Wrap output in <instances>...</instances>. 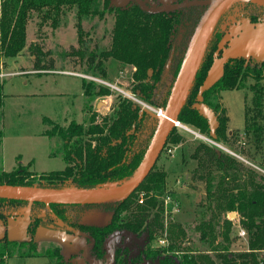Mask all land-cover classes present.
Instances as JSON below:
<instances>
[{"label": "rangeland", "instance_id": "1", "mask_svg": "<svg viewBox=\"0 0 264 264\" xmlns=\"http://www.w3.org/2000/svg\"><path fill=\"white\" fill-rule=\"evenodd\" d=\"M143 1L151 8L160 7L156 0ZM96 3L98 5L96 12H93L94 8H91V14L87 17L82 16L79 22L83 43L78 41L74 8L65 9L59 24L55 27L50 22L39 24V18L32 14L26 26L25 47L14 57H2L0 79L4 81L0 118L2 130L0 170L23 169L31 181V186L39 187L40 184L46 183L39 178L40 173L64 167L63 153L70 141L67 142L66 139L61 138L59 133L61 128L70 127L73 123L88 127L93 123L98 124L105 116L115 117L117 103L121 99L129 100L140 111H145L150 116L147 129L142 136L144 150L141 153L140 164L158 121L159 116L156 115V110L161 111L167 102L169 94L164 101L156 96L149 99L142 96L137 87V81L132 79L134 70L132 64L120 63L108 58L104 61L105 76H100L87 68L88 54L93 52L99 55L110 44V32L114 24L113 10L117 7H130L135 2L133 0H96ZM190 6H193L190 8V26L185 28L183 24L188 19L187 15L176 20L174 25L175 35L172 44L177 51L174 50L175 57L168 75V78L172 77L173 80L188 40L206 7L203 4ZM248 11L256 13L257 20L264 21V11L255 12L250 2L245 0L228 3L213 19L205 50L203 55L201 54L199 68L191 86L190 98L188 101L185 99L187 105L195 107L197 103L204 104L201 97V91L204 89L202 83L209 67L202 68V64L205 61L207 64L212 62L213 54L217 52V42L225 28L235 21L248 19L246 16ZM177 42H179L178 45ZM33 43H37L41 51L40 62L46 63L48 59H52L53 69L38 72L32 69L35 56L29 46ZM77 50L83 51V54L81 56L76 54ZM205 53L206 57H204ZM220 76L213 79L207 87ZM103 81L112 86L104 84ZM83 86L88 88V94L84 93ZM244 95L242 89L221 91V102L226 109L229 117L228 125L233 132L229 130L224 139L215 138V128L210 129L208 119L202 114L209 132H203L192 124L182 122L201 136L177 126L179 128L177 142L168 143L153 166L166 173L165 188L161 194H158V199H162L164 193L170 190V194L173 195V204L176 203L177 210L163 213L162 218L165 226L172 221L178 223L184 231V237L178 238L177 243L180 247L178 252L164 250V246L159 245L158 241L161 236L150 239V236H146L144 232L138 234L124 228L120 224V216L116 217L114 214V204L104 205L108 211H112V218L105 235L99 236L102 240L99 243L101 248H98L95 247L94 231L89 226L78 223L79 214L76 224L73 225L62 222L56 215L60 210L50 205L1 201L0 216L7 219V223L6 228L0 227V236L5 234L0 239V246L12 243V240L23 241L27 250L29 239L32 238L36 243L37 254L21 256L16 254L17 250H14L13 254L7 258L6 264H50L48 257L44 254L47 249L50 251L55 247L61 253L63 262L68 261L70 264H161V260L166 256L179 259L183 252H209L213 255L208 243L203 241L196 228L206 208L207 199L203 184L191 182L190 176L196 166V160L191 158V153L194 146L202 140L264 175V140L262 150L254 152L242 134ZM98 102L101 103L99 107H97ZM210 102L215 103L212 100ZM207 104H204L205 107L214 113L213 107ZM152 119L155 122H152ZM153 125L154 128H152ZM45 129H49L52 135L45 134ZM118 181L106 182L103 189L115 188L123 182ZM59 185L61 188L58 189L74 190L71 179ZM173 204L169 207H174ZM19 207L36 209L42 213V217L31 219L8 214L9 210ZM230 213L223 212L220 215L216 230H221L224 218L230 219L232 225L229 231V251H242L246 248L247 236L246 233L241 235L239 232L241 229L245 231V228L239 222L238 213L235 212L233 218H230ZM121 214L123 215L124 212ZM205 216L208 217L207 211ZM31 224H33L32 232ZM164 234L167 235L166 230L163 231L162 235ZM216 240L221 241V237H217ZM145 246L157 248V254L153 257H145L142 253ZM50 260L54 261V257Z\"/></svg>", "mask_w": 264, "mask_h": 264}, {"label": "trees", "instance_id": "2", "mask_svg": "<svg viewBox=\"0 0 264 264\" xmlns=\"http://www.w3.org/2000/svg\"><path fill=\"white\" fill-rule=\"evenodd\" d=\"M250 4L255 12L264 11V7L251 2ZM97 7L96 0H0V65L2 57H14L25 47L26 26L32 14L39 18V24L50 22L55 27L59 24L65 9L74 8L78 41L83 43L79 28L80 19L82 16H89L91 8L96 12ZM192 7L147 12L134 3L130 7L115 8L112 13L114 24L110 32V44L99 55L93 52L88 54L87 68L100 76H105L104 61L108 58L132 64L134 66L132 79L137 81L142 96L146 99L156 96L160 100H166L175 80L172 77L168 78L175 53L168 71L164 73L175 35L174 25L176 20L187 15L188 19L183 24L185 28L190 26L189 15ZM246 16L252 22L258 21L256 13L248 11ZM29 47L35 56L33 70L38 72L53 69L52 59H48L46 63L40 62L41 51L37 43ZM75 53L81 56L83 51L77 50ZM210 63L203 62L202 68H208ZM179 64L181 63H178V69ZM178 69L175 70L178 72ZM3 81L0 79V118ZM83 87L84 93L88 94V88ZM230 89L244 90L242 134L254 152H260L264 140V60L242 56L229 57L223 64L221 76L213 84L202 89L203 103H209L215 113L217 121L214 129L215 138L224 139L229 132V117L221 102V91ZM100 90L103 91L101 88ZM191 91L192 87L186 97L187 101ZM211 100L215 103H211ZM187 101L178 114V120L181 123L192 124L203 132H209L205 118L196 107L187 105ZM149 117V114L140 111L129 100L121 99L117 103L115 117L105 116L98 124L93 123L88 127L73 123L70 127L61 128L59 131L61 138L70 141L63 153L65 165L62 169L40 173L39 178L46 183L40 184L39 187L58 189L61 188L59 185L61 182L71 179L74 189L97 190L103 189L106 182L112 180L122 182L137 169L144 150L142 136L147 129ZM152 122H155L154 119ZM178 129L177 126H173L164 150L168 143L177 142ZM44 133L52 135L49 129H45ZM1 139L0 128V144ZM191 158L196 160V166L190 176L191 182L203 184L207 199L205 210L208 212L206 217L204 210L196 228L203 241L208 243L213 255L209 252H183L179 259L166 256L161 260V264H264V175L202 140L194 146ZM165 178L164 170L153 167L139 188L130 196L119 202L103 205L114 204L115 216H120V224L131 232L138 234L144 232L150 239H154L156 236H162L166 230L167 244L163 245L164 250L174 253L180 249L178 238L184 237L185 234L178 223L169 221L166 226L164 224L162 218L164 207L162 199H158V194L165 188ZM0 183L32 185L23 169L0 170ZM167 192L171 193L170 190ZM139 199L142 201L139 202ZM1 201L24 203L0 198ZM50 206L60 210L55 213L62 222L75 225L81 209L89 205L50 204ZM234 211L238 213L239 222L245 228L247 236L246 248L242 251H229V231L232 225L230 219L224 218L221 230H216L220 215L223 212ZM109 227L110 225L101 228L89 227L94 231L95 247L101 248L99 243L102 238L99 236H104ZM30 231H33V224ZM217 237H221V241L216 240ZM11 242L0 246V264H6L7 258L14 250L21 256L37 255L36 243L32 238L29 239L27 250L23 241ZM157 250L145 246L142 253L145 257H153ZM44 256L48 257L50 264H70L68 261L63 262L62 255L56 247L50 251L47 249ZM52 257L54 261L50 260Z\"/></svg>", "mask_w": 264, "mask_h": 264}, {"label": "water", "instance_id": "3", "mask_svg": "<svg viewBox=\"0 0 264 264\" xmlns=\"http://www.w3.org/2000/svg\"><path fill=\"white\" fill-rule=\"evenodd\" d=\"M163 5L157 8H151L145 4L143 0H134V2L147 12L167 11L180 7L203 4L205 10L199 17L193 32L188 40L180 67L171 87L165 107L161 109V115L155 125V129L150 138L148 146L144 152L142 160L137 169L123 182L112 189L97 190H79V189H52L38 186H26L16 184L0 183V198L7 200L24 201L28 203L64 204V205H89L92 206L85 211L79 218L78 223L90 227H105L112 218V211H104L100 205L108 203H116L126 199L135 192L149 172L152 170L157 158L165 146L167 137L178 121V114L185 102V99L192 86L201 61L200 44L206 45L207 38L201 41V34L205 26L212 25L215 16L224 6L233 1L242 0H190L184 2H176V0H161ZM264 7V0H245ZM179 42H177V45ZM175 45H171V49L164 66V73L169 69ZM97 103V107L100 106ZM200 113L209 121L210 129L213 130L216 125V117L214 113L207 109L204 104L197 103L195 106ZM13 216H23L29 218H40L42 213L31 209L30 207L13 208L8 211ZM230 218L235 216V212H231ZM143 236V235H142ZM143 238V237H142Z\"/></svg>", "mask_w": 264, "mask_h": 264}, {"label": "crops", "instance_id": "4", "mask_svg": "<svg viewBox=\"0 0 264 264\" xmlns=\"http://www.w3.org/2000/svg\"><path fill=\"white\" fill-rule=\"evenodd\" d=\"M216 51L202 83L204 88L221 75L223 64L229 57L242 56L264 60V21L252 22L249 19H241L229 24L217 42ZM81 95H83L82 91ZM228 129L231 130L229 125ZM6 223L7 219L0 216L1 229L6 228ZM4 235L0 236V239Z\"/></svg>", "mask_w": 264, "mask_h": 264}, {"label": "built area", "instance_id": "5", "mask_svg": "<svg viewBox=\"0 0 264 264\" xmlns=\"http://www.w3.org/2000/svg\"><path fill=\"white\" fill-rule=\"evenodd\" d=\"M103 83L104 84H107V85H109V86H112L110 83H108V82H106V81H103ZM128 96H130V95H128ZM160 110V109H159ZM159 110H156V115L157 116H159V115H161V111H159ZM175 126H179V127H181V128H183V129H185V130H187V131H190V132H192V133H194V134H196V135H199V136H201V134H199V133H197L196 131H194V130H192V129H190L189 127H187V126H185L183 123H181L179 120L178 121H175ZM172 194H170V193H166V194H164L163 196H162V203H163V207H164V213H170L171 211H173V210H177L176 209V207H175V205H176V203L175 204H173V195L171 196ZM139 202H141L142 200L141 199H139L138 200ZM171 204H173L174 205V207H172V208H170L169 207V205H171ZM239 234H241V235H243V234H245V231L244 230H240V232H239ZM159 245H166L167 244V238H166V236H165V234L164 235H162L160 238H159Z\"/></svg>", "mask_w": 264, "mask_h": 264}, {"label": "bare ground", "instance_id": "6", "mask_svg": "<svg viewBox=\"0 0 264 264\" xmlns=\"http://www.w3.org/2000/svg\"><path fill=\"white\" fill-rule=\"evenodd\" d=\"M209 31H210V26H205L203 31H202V34H201V41L205 40L208 37ZM204 48H205V45L201 43L200 44V50H199L200 55L202 54ZM157 110H159V109H157Z\"/></svg>", "mask_w": 264, "mask_h": 264}, {"label": "flooded vegetation", "instance_id": "7", "mask_svg": "<svg viewBox=\"0 0 264 264\" xmlns=\"http://www.w3.org/2000/svg\"><path fill=\"white\" fill-rule=\"evenodd\" d=\"M134 1V0H133ZM156 1H158L159 2V4H160V6H162L163 5V3H162V1L161 0H156ZM176 2H178L177 0H176ZM146 4V3H145ZM186 7V6H185ZM155 8H157V7H155ZM181 8V7H180ZM177 9V8H176ZM92 206H88V207H86V208H83V209H81V211L79 212V216L81 217V215L85 212V211H87V210H89L90 208H91ZM98 207H100L102 210H104V211H108V208L107 207H104V205L102 206V205H100V206H98ZM33 210H36V209H33ZM37 211V210H36ZM35 218H37V217H35ZM31 219H33V218H31ZM90 227V226H89ZM141 254V253H140ZM137 258H138V255H137Z\"/></svg>", "mask_w": 264, "mask_h": 264}]
</instances>
